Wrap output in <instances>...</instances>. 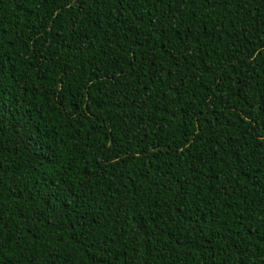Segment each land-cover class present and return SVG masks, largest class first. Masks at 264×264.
Listing matches in <instances>:
<instances>
[{
  "label": "trees",
  "instance_id": "1",
  "mask_svg": "<svg viewBox=\"0 0 264 264\" xmlns=\"http://www.w3.org/2000/svg\"><path fill=\"white\" fill-rule=\"evenodd\" d=\"M0 264H264V0H0Z\"/></svg>",
  "mask_w": 264,
  "mask_h": 264
}]
</instances>
